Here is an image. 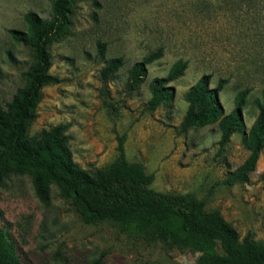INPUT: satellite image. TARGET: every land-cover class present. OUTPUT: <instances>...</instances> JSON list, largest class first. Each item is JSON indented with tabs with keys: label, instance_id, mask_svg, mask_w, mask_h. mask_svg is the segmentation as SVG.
Wrapping results in <instances>:
<instances>
[{
	"label": "rangeland",
	"instance_id": "1",
	"mask_svg": "<svg viewBox=\"0 0 264 264\" xmlns=\"http://www.w3.org/2000/svg\"><path fill=\"white\" fill-rule=\"evenodd\" d=\"M50 0H0V105L23 86L31 61L28 48L7 31H24L22 17L48 16ZM97 43L104 45L99 53ZM162 56L146 66L132 91L125 89L128 68L148 52ZM49 73L58 79L40 89L35 119L27 135L66 126L71 161L91 173L116 158L124 137L128 162L143 165L156 192L190 194L216 211L238 239L250 235L264 244V149L246 183L222 184L246 158L245 134L264 90V0H84L70 7L65 34L48 45ZM121 57L123 66L104 81L100 70ZM182 60L183 75L169 86L172 99L147 111L148 82L164 77ZM202 75L209 87L226 80L217 99L225 114L236 94L248 89L241 116L244 128L219 150L216 125L178 133L186 110L184 93ZM0 228L21 264H192L198 253L146 242L111 222L84 224L69 202L49 187L42 205L27 175H10L0 184Z\"/></svg>",
	"mask_w": 264,
	"mask_h": 264
},
{
	"label": "trees",
	"instance_id": "2",
	"mask_svg": "<svg viewBox=\"0 0 264 264\" xmlns=\"http://www.w3.org/2000/svg\"><path fill=\"white\" fill-rule=\"evenodd\" d=\"M84 0H50L48 16L27 12L22 21L24 31L8 30L10 39L31 52V61L24 73L23 86L10 101L0 105V184L10 175H27L35 197L42 205L49 201L53 185L60 198L69 202L84 224L111 222L120 231L132 233L146 242H161L168 247L189 249L198 253L192 264H264V244L250 235L238 239L231 226L216 211H207L201 201L190 194L156 192L150 188L152 175L142 164L128 162L123 149L124 137L117 138L116 158L108 166L87 173L71 161L66 144V126L55 125L28 136L27 129L35 119L40 89L58 79L49 73L48 45L65 34L70 7ZM104 45L97 43L99 53ZM162 48L148 52L128 68L125 89L132 91L146 75V66L159 58ZM123 66L121 57L108 60L99 74L104 81ZM186 63L174 62L164 77L152 78L147 111L169 102L173 89L169 83L183 75ZM210 75H202L184 93L186 110L178 125V133L190 127L216 125L222 150L230 136L244 128L241 108L248 89L239 91L233 109L225 114L217 94L226 83L218 79L209 87ZM256 116L248 128L244 145L248 154L243 162L222 181L225 186L246 183L254 171L259 153L264 149V90L255 99ZM0 264H21L13 244L0 228Z\"/></svg>",
	"mask_w": 264,
	"mask_h": 264
}]
</instances>
